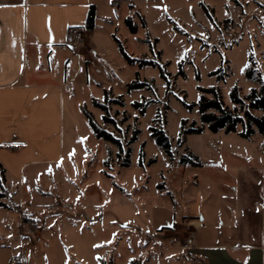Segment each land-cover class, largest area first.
<instances>
[{"label": "rangeland", "instance_id": "obj_1", "mask_svg": "<svg viewBox=\"0 0 264 264\" xmlns=\"http://www.w3.org/2000/svg\"><path fill=\"white\" fill-rule=\"evenodd\" d=\"M112 2L94 33L103 65L88 82L80 62L69 86L62 160L28 166L19 178L0 166V201L12 206H0V264H189L190 249L166 247L165 225L191 208L217 218L235 168L264 162V133L213 132L197 106L199 87L219 86L232 107L235 85L243 96L259 86L246 70L264 78V0H159L146 9V27L140 3ZM114 37L157 65L130 64ZM220 67L224 80L209 74ZM84 105L119 144L96 137ZM185 225L175 230L187 234Z\"/></svg>", "mask_w": 264, "mask_h": 264}, {"label": "crops", "instance_id": "obj_2", "mask_svg": "<svg viewBox=\"0 0 264 264\" xmlns=\"http://www.w3.org/2000/svg\"><path fill=\"white\" fill-rule=\"evenodd\" d=\"M158 1L135 0L147 25L146 9ZM107 3L113 2L0 0V164L7 176L19 178L26 167L56 164L63 156L69 86L76 83L80 62L88 82L90 71L103 65L94 33L100 19H108L102 15ZM92 6L95 27L88 30ZM76 29L86 33L83 50L66 43ZM227 190L217 218L194 208L175 212L165 235L176 231L175 224H193L196 245L190 253L200 264H264V162L240 163Z\"/></svg>", "mask_w": 264, "mask_h": 264}, {"label": "trees", "instance_id": "obj_3", "mask_svg": "<svg viewBox=\"0 0 264 264\" xmlns=\"http://www.w3.org/2000/svg\"><path fill=\"white\" fill-rule=\"evenodd\" d=\"M207 14L210 16L209 9L205 6ZM141 23L144 27L147 26L146 19L144 15L138 13ZM95 7L92 6L87 17L86 27L88 30H92L95 27ZM126 22L130 27L132 32H137L138 26L134 24L131 18H127ZM175 28L178 27L175 25ZM118 43L120 52L123 57L130 63L138 62L140 66L143 65H157L150 59L145 58H136L129 54L121 40L117 37H114ZM158 41V40H156ZM210 75H216L218 80H224L226 72H222V67L212 70L209 72ZM162 77H165V73H161ZM246 76L249 79H255L259 82L258 87H252L247 95L243 96L241 94V88L235 85L231 92L230 97L233 103V106H229L225 103L222 90L219 86L211 87H199L201 95L197 103L198 110L200 113L201 121L208 126V128L213 132L224 131L225 133H237L240 137L250 140L251 137L256 133H264V115L258 114L259 111H264V78H262L259 72L255 75V68L250 67L246 70ZM197 78L200 79V74L197 73ZM145 82H140L133 85H144ZM93 104L98 107L104 108L103 103L98 99H93ZM191 107V105H189ZM84 115L87 117L88 122L95 133L97 138H104L109 141L118 143L109 132L104 130L101 125L96 121L92 111L88 110L86 105L82 107ZM111 120V118H107ZM184 123V122H183ZM239 126L241 128L239 129ZM152 134L154 135L157 143L162 146L170 155V143L168 137L165 135L164 131L161 128L153 126ZM193 130L201 131L202 128L198 127ZM119 144V143H118ZM11 148H18V146H9ZM128 160V159H127ZM127 165V161L124 162ZM1 166V164H0ZM4 171V169L2 170ZM3 193L0 192V196ZM0 206L12 208L9 204L0 201ZM163 230V228L161 229ZM192 261L189 264H199L196 260V257L191 255ZM131 264H142L138 261H133Z\"/></svg>", "mask_w": 264, "mask_h": 264}, {"label": "built area", "instance_id": "obj_4", "mask_svg": "<svg viewBox=\"0 0 264 264\" xmlns=\"http://www.w3.org/2000/svg\"><path fill=\"white\" fill-rule=\"evenodd\" d=\"M86 42V33L83 29H76L69 33L66 38V43L71 45L74 50H80ZM187 234H179L174 231L172 234L166 235V245L180 249H192L196 245V225H185Z\"/></svg>", "mask_w": 264, "mask_h": 264}, {"label": "snow or ice", "instance_id": "obj_5", "mask_svg": "<svg viewBox=\"0 0 264 264\" xmlns=\"http://www.w3.org/2000/svg\"><path fill=\"white\" fill-rule=\"evenodd\" d=\"M0 6H3V5H0ZM61 160H62V158H61ZM49 171H51V168H49Z\"/></svg>", "mask_w": 264, "mask_h": 264}]
</instances>
